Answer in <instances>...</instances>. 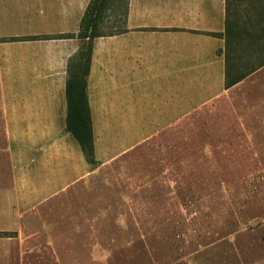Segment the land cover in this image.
I'll use <instances>...</instances> for the list:
<instances>
[{
    "label": "rangeland",
    "instance_id": "374dc122",
    "mask_svg": "<svg viewBox=\"0 0 264 264\" xmlns=\"http://www.w3.org/2000/svg\"><path fill=\"white\" fill-rule=\"evenodd\" d=\"M9 146L0 117V264H264V68L26 214Z\"/></svg>",
    "mask_w": 264,
    "mask_h": 264
},
{
    "label": "crops",
    "instance_id": "0c3cea01",
    "mask_svg": "<svg viewBox=\"0 0 264 264\" xmlns=\"http://www.w3.org/2000/svg\"><path fill=\"white\" fill-rule=\"evenodd\" d=\"M90 1L0 0V117L24 214L95 172L65 130L68 64L80 49L76 35ZM225 22L226 0H129L122 30L94 42L87 95L98 164L264 68L225 88ZM32 37L40 38L9 41ZM110 126H118L123 148L116 154L103 149ZM145 126L152 127L144 133Z\"/></svg>",
    "mask_w": 264,
    "mask_h": 264
},
{
    "label": "trees",
    "instance_id": "16d2710c",
    "mask_svg": "<svg viewBox=\"0 0 264 264\" xmlns=\"http://www.w3.org/2000/svg\"><path fill=\"white\" fill-rule=\"evenodd\" d=\"M120 11V12H118ZM129 0H91L81 20L76 37L80 49L68 64L66 84V132L80 145L86 161L98 166L95 156L94 131L88 102V77L97 38L119 33L118 26L128 18ZM114 16L113 31L105 32ZM110 21V22H109ZM220 36V34H214ZM75 37L68 35L63 37ZM32 38H12L11 42ZM48 38V37H44ZM225 46L219 52L226 62L225 88L230 89L264 67V0H226ZM12 232H0V238L13 237Z\"/></svg>",
    "mask_w": 264,
    "mask_h": 264
}]
</instances>
